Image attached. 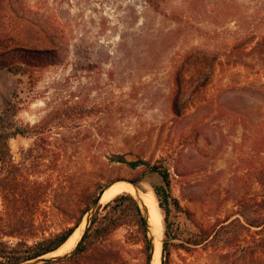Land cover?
<instances>
[{
  "label": "rangeland",
  "instance_id": "1",
  "mask_svg": "<svg viewBox=\"0 0 264 264\" xmlns=\"http://www.w3.org/2000/svg\"><path fill=\"white\" fill-rule=\"evenodd\" d=\"M0 61L26 69L0 68V114L47 129L8 140L30 173L29 242L73 225L76 205L111 181L154 194L159 165L170 174L169 264H264V226L239 215L264 218V0H0ZM236 217L245 227L221 229ZM107 243L116 264H145L128 219ZM74 247L22 264H98L58 260Z\"/></svg>",
  "mask_w": 264,
  "mask_h": 264
},
{
  "label": "trees",
  "instance_id": "2",
  "mask_svg": "<svg viewBox=\"0 0 264 264\" xmlns=\"http://www.w3.org/2000/svg\"><path fill=\"white\" fill-rule=\"evenodd\" d=\"M0 68H5L12 74H24L26 70L21 65L9 64L3 61H0ZM15 105V102L9 100L6 109L11 108L15 110ZM3 114H0V174H3L2 180L5 181L1 187V191L6 202V217H0V264H22L55 251L74 232L87 212H89V222L80 240L69 254L58 257V260H73L82 256H88L89 259H93L98 264H116L121 260V257L117 251H113L110 245H108L107 239L116 227L124 224V220L128 219L136 227V233L143 244L145 264H150L152 240L149 234L148 217L139 201L130 193L119 194L103 206L90 211V204L95 199V197H92L84 205H76L78 215L73 225L47 237H40L33 242H29L28 239L24 238L28 228L33 225L28 219L24 218L25 210L29 205L27 196L30 194L31 189L29 188L31 181L28 178L30 173L28 174L22 170L21 166H17L13 162L10 156L8 140L16 135H26L31 132L36 139H42L40 136L44 135L47 129H45L42 122L32 127L17 126L11 119L6 120ZM113 158L122 159L123 157L115 155ZM150 170L157 172L163 181V186L152 185V189L159 202L158 205L164 214L165 230L161 248V264H169L166 256L168 241L170 238H176V235L172 237L170 222L168 220L170 174L166 167L159 165H152ZM173 204L179 208L175 200H173ZM239 215L248 226L256 228L264 226V218L247 215L240 211ZM236 224L245 227L240 222V219L236 217L225 225H222L221 229H229ZM217 232L210 239L211 234L205 233L202 236L198 235L195 239H190L189 242L193 245H199L204 242L207 243L210 240L214 241ZM6 236L17 238V240L3 239Z\"/></svg>",
  "mask_w": 264,
  "mask_h": 264
},
{
  "label": "bare ground",
  "instance_id": "3",
  "mask_svg": "<svg viewBox=\"0 0 264 264\" xmlns=\"http://www.w3.org/2000/svg\"><path fill=\"white\" fill-rule=\"evenodd\" d=\"M122 193L132 194L144 207L147 208V212L149 215V227L153 233V251L151 253V264H161L160 256L163 223L162 215L160 213V209L158 207L154 194L150 190L144 192L138 187L133 186L128 181L117 180L108 185V188L105 190L101 197L100 204L104 205L112 200L115 196ZM85 223L86 220L84 222V225ZM84 225L82 224L79 227V232L74 231L57 250H62L63 252L71 250L78 238L81 237L80 234L83 231ZM45 255H48V253Z\"/></svg>",
  "mask_w": 264,
  "mask_h": 264
},
{
  "label": "water",
  "instance_id": "4",
  "mask_svg": "<svg viewBox=\"0 0 264 264\" xmlns=\"http://www.w3.org/2000/svg\"><path fill=\"white\" fill-rule=\"evenodd\" d=\"M113 181H111L110 183H112ZM129 183H131L133 186H135V187H137L133 182H131V181H128ZM110 183H108V184H106L105 186H103L100 190H99V192L97 193V196L95 197V199L93 200V202L91 203V205H90V211H93V210H95L97 207H99V206H103V204H100V200H101V197H102V195H103V193L105 192V190L108 188V185L110 184ZM140 203V202H139ZM140 205L142 206V208L144 209V211H145V213L147 214V217H149L148 216V212H147V209H146V207H144L141 203H140ZM86 222H87V225H86V227L88 226V222H89V212H87L86 213ZM149 224V223H148ZM86 227H85V229H86ZM84 229V230H85ZM150 229V228H149ZM83 233H84V231H83ZM82 233V234H83ZM82 236V235H81ZM81 238V237H80ZM80 240V239H79ZM151 240H152V251H153V236H151ZM78 243V242H77ZM76 243V244H77ZM76 246V245H75ZM36 259H39V260H41V261H43V262H46V261H48V259H45V258H43V256H40V257H38V258H36ZM36 259H33V260H36ZM33 260H29V261H26V262H30V261H33ZM26 262H24V263H26ZM36 263V262H35ZM35 263H33V264H35Z\"/></svg>",
  "mask_w": 264,
  "mask_h": 264
}]
</instances>
